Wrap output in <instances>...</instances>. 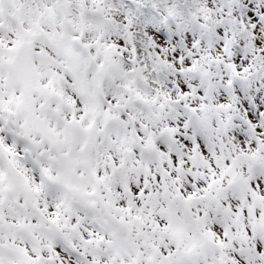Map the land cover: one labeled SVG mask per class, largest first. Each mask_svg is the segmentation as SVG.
Wrapping results in <instances>:
<instances>
[{
    "label": "snow or ice",
    "instance_id": "obj_1",
    "mask_svg": "<svg viewBox=\"0 0 264 264\" xmlns=\"http://www.w3.org/2000/svg\"><path fill=\"white\" fill-rule=\"evenodd\" d=\"M0 264H264V0H0Z\"/></svg>",
    "mask_w": 264,
    "mask_h": 264
}]
</instances>
